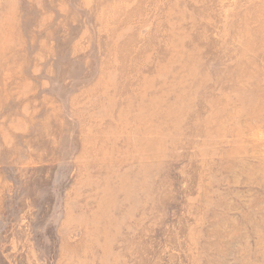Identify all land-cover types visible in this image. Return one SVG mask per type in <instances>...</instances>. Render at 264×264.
I'll return each mask as SVG.
<instances>
[{"label": "rangeland", "instance_id": "obj_1", "mask_svg": "<svg viewBox=\"0 0 264 264\" xmlns=\"http://www.w3.org/2000/svg\"><path fill=\"white\" fill-rule=\"evenodd\" d=\"M0 264H264V0H0Z\"/></svg>", "mask_w": 264, "mask_h": 264}]
</instances>
